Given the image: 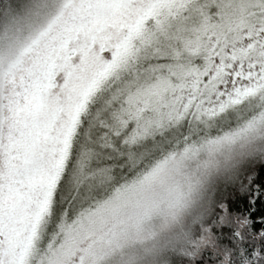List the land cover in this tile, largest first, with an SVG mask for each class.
I'll use <instances>...</instances> for the list:
<instances>
[{
    "label": "snow or ice",
    "instance_id": "1",
    "mask_svg": "<svg viewBox=\"0 0 264 264\" xmlns=\"http://www.w3.org/2000/svg\"><path fill=\"white\" fill-rule=\"evenodd\" d=\"M173 143L210 158L152 264H264V0H0V264H64L96 162Z\"/></svg>",
    "mask_w": 264,
    "mask_h": 264
},
{
    "label": "rangeland",
    "instance_id": "2",
    "mask_svg": "<svg viewBox=\"0 0 264 264\" xmlns=\"http://www.w3.org/2000/svg\"><path fill=\"white\" fill-rule=\"evenodd\" d=\"M173 148L175 154L183 150L177 155L167 152L163 156L164 150H153L150 145L131 149V158L123 160L135 170L130 171L133 173L130 177L122 176V165L108 171L105 177L97 176L106 169L107 159L106 162H96L88 177L97 174L94 182L99 185L98 190L91 187L94 190L92 194L87 190L85 202L84 197L78 199L76 196L79 205L71 208L70 212L64 211L58 219V211L55 210L48 226L51 234L48 241L60 252L64 264H126L133 255L126 253L125 246L129 243L152 242L160 233L171 232L181 224L199 195L210 157L203 147H191L185 151L182 145L173 143ZM157 152H162V155L157 157ZM205 153L207 159L200 157ZM182 156L185 157L180 162ZM143 158L151 163L141 168ZM175 158L179 160L175 161ZM182 164L188 168L184 169ZM183 170L188 172L184 174ZM114 182L117 183L110 188ZM152 252L149 251L150 256ZM140 253L134 252L136 256L131 261L134 258L137 261Z\"/></svg>",
    "mask_w": 264,
    "mask_h": 264
},
{
    "label": "trees",
    "instance_id": "3",
    "mask_svg": "<svg viewBox=\"0 0 264 264\" xmlns=\"http://www.w3.org/2000/svg\"><path fill=\"white\" fill-rule=\"evenodd\" d=\"M184 148V147H183ZM203 148H205V147H203ZM203 148H201V149H203ZM174 148H173V144H171V145H166L165 146V148L163 149L164 151H165V153L163 154V156H165V154L167 153V152H171L172 154H174V155H177V154H180L181 152H182V150L183 149H180L178 152H176V154H175V152H174V150H173ZM162 152H157V157H159V155H162L161 154ZM163 156L161 157V158H159V159H162L163 158ZM201 156H203L204 158H206L207 159V153H205V154H202V155H200V157ZM185 156H182V157H180V162H182L183 161V158H184ZM176 160H179V159H177V158H175V161ZM201 160H203V158L201 159ZM105 161V160H104ZM106 162V161H105ZM143 162H144V165L141 167V168H144L145 166H147L149 163H151V162H149V161H147L146 160V158H143ZM106 165V169H103L100 173H98V175L97 174H94L92 177H88L84 182H82V183H80L79 184V187H78V189H74V192H73V196L70 198L71 199V202H70V204H68L66 207H63V209L61 208V206L60 205H58L57 206V208H56V211H58V216H57V219L60 217V215L64 212V211H68V212H70L72 209L71 208H76L78 205H79V203L80 202H78V199H79V197H84V199H83V202H85V201H87V199L85 198V192H87V190H88V192H90V194H92V192L94 191V190H91L92 188H96V190H98V184H96L95 182H94V177H95V175H97V176H99V174H101L102 176H104V175H106V174H108V171L110 172V170L112 171L116 166H119V165H122L123 166V170H122V173H123V177H130L133 173H131L132 171H135L134 169H132V165H130L129 163H126L125 164V161H120V160H116V161H113V160H107V163L105 164ZM182 167L185 169V168H188V166L187 165H185V164H182ZM131 171V172H130ZM186 172H188L187 170H183V173L185 174ZM125 175V176H124ZM187 176V175H186ZM105 177V176H104ZM122 178V177H121ZM185 181H186V179H185ZM117 182H114L112 185H110V188L112 187V186H114V184H116ZM95 184V185H94ZM92 187V188H91ZM81 192H83L84 193V196L83 195H81ZM79 193V194H78ZM96 193V192H95ZM76 196H78V199H77V201H76ZM96 196H99V195H96ZM78 202V203H77ZM76 203H77V205H76ZM148 223V222H147ZM152 224H153V222H152ZM179 226L180 225H177V226H175L174 228H172L173 230H171V232H167L166 234H164V233H160V235H158L154 240H152V242H147V243H145V242H142V243H139L138 241L135 243H133L134 245H132L131 243H129L127 246H125L126 247V253H128L127 255L129 256V253H131V254H133V255H131L132 257H130L129 258V260L127 261V263L126 264H129V263H131L132 261H136V259L134 258V260H132L131 261V259H133V256L135 257L136 256V254H134V252L135 253H138L139 251H141V253H140V255H139V259H137V261H136V263L135 264H138V261H141L140 259H142L143 260V262H145L146 261V263H143L142 261L140 262V264H152V256H150V253H149V251H153V248H154V245L157 243V241H159V240H161L163 237H165V236H167V235H169V234H171L172 232H174L175 230H177L178 228H179ZM152 244V245H151ZM151 247H153L152 249H151ZM151 249V250H150ZM113 254H114V252H113ZM148 254H149V256H148ZM149 257L151 258L150 259V261H149ZM128 259V258H127ZM106 260H109V259H106ZM110 262V261H109ZM108 262V263H109Z\"/></svg>",
    "mask_w": 264,
    "mask_h": 264
}]
</instances>
